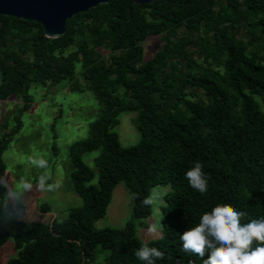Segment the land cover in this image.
<instances>
[{"label":"trees","instance_id":"1","mask_svg":"<svg viewBox=\"0 0 264 264\" xmlns=\"http://www.w3.org/2000/svg\"><path fill=\"white\" fill-rule=\"evenodd\" d=\"M154 36L162 45L145 58ZM77 64L100 107L88 137L70 147L82 204L61 220L22 221L20 200L6 201L3 151L31 107L30 87L71 82ZM13 97L16 123L0 137V246L12 237L17 250L7 264H144L135 256L143 244L163 253L153 264H204L207 250L200 257L180 241L204 211L227 204L246 213L241 223L264 217V0H111L68 19L53 39L39 23L0 15V104ZM123 111L137 113L140 133L128 147L113 131ZM93 150L96 184L81 159ZM195 162L207 178L203 194L184 175ZM118 184L130 193L131 220L96 228ZM157 185L169 186L160 235L142 241L135 223L149 226L152 205L142 200Z\"/></svg>","mask_w":264,"mask_h":264},{"label":"rangeland","instance_id":"2","mask_svg":"<svg viewBox=\"0 0 264 264\" xmlns=\"http://www.w3.org/2000/svg\"><path fill=\"white\" fill-rule=\"evenodd\" d=\"M144 45L145 58H149L155 49L161 47L162 41L160 37L154 36L146 40ZM80 72V65L77 64L71 82L64 80L55 85L35 84L30 87L31 107L22 113L21 127L11 133L10 141L3 151L5 171L1 182L8 191L6 201L20 200L24 206L20 216L22 221L61 220L70 208L82 204L69 176L73 169L70 147L88 137L89 125L98 117L100 107L94 93L85 86ZM73 81L80 85L77 89L72 88ZM20 106L21 100L15 97L0 104V123L2 116H5V123L0 125V137L14 128ZM136 117L137 113L133 111H123L118 115L119 123L113 131L118 134L119 142L124 147L135 145L140 140L135 125ZM98 154L99 150L81 153L82 161L95 174L92 184L97 183L95 157ZM153 189L161 195L158 197L159 202L152 205V214L147 220L149 226L143 228L135 223L136 236L142 241L160 235L158 207L169 186L157 185L150 192ZM43 204L48 205V211L40 210ZM129 220L131 196L123 184H118L112 192L105 215L94 226L120 228ZM182 222L180 220L178 224ZM153 227L155 231L149 232V228ZM16 253L13 238L10 237L0 246V264H7V260L15 257Z\"/></svg>","mask_w":264,"mask_h":264},{"label":"clouds","instance_id":"3","mask_svg":"<svg viewBox=\"0 0 264 264\" xmlns=\"http://www.w3.org/2000/svg\"><path fill=\"white\" fill-rule=\"evenodd\" d=\"M184 175L193 189L202 194L207 190V178L200 162H195ZM160 195L153 189L142 203L153 205L159 202ZM244 216L245 212L227 204L212 206L199 216L197 223L181 233L183 249L200 257H204L207 250L204 264H264V217L241 223ZM153 231L154 227L149 228V232ZM135 256L144 264H153L152 257H162L163 253L156 247L143 244Z\"/></svg>","mask_w":264,"mask_h":264},{"label":"water","instance_id":"4","mask_svg":"<svg viewBox=\"0 0 264 264\" xmlns=\"http://www.w3.org/2000/svg\"><path fill=\"white\" fill-rule=\"evenodd\" d=\"M111 0H0V15L39 23L46 38L65 33L66 21L78 13ZM157 0H132L133 4H150Z\"/></svg>","mask_w":264,"mask_h":264}]
</instances>
